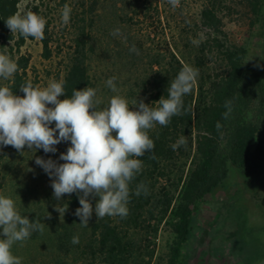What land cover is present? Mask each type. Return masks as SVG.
<instances>
[{
  "label": "trees",
  "instance_id": "obj_1",
  "mask_svg": "<svg viewBox=\"0 0 264 264\" xmlns=\"http://www.w3.org/2000/svg\"><path fill=\"white\" fill-rule=\"evenodd\" d=\"M100 1L90 0L81 5L80 12H71L76 36L59 80L64 82L67 95L86 86L96 90L104 87L97 72L112 68H125L132 75L128 90L133 92L141 86L148 93L149 104L167 95L169 82L185 64L198 70L197 82L191 94L184 97L185 113L173 116L166 127L156 125L150 130L154 152L139 157L144 167L130 186L134 191L136 184L144 181L149 194L131 195L126 218L97 219L93 212L89 225L83 226L74 214L80 207L75 193L63 197L59 206L66 211L61 216L49 201L36 209L25 205L18 211L42 222L44 230L15 244L13 254L22 264H148L152 253L142 246L138 228L145 222L147 228L163 222L172 234L164 264H212L211 257L214 264H245L248 257L262 256L264 226L246 227L238 220L235 229L222 231L219 227L226 221L225 210H219L201 228L191 258L187 261L181 254L192 236L201 202L223 183L229 167L248 177L264 170V77L246 62L247 48L228 38L221 0H201L198 24L193 25L205 32L204 36H194V29L182 27L177 40H165L164 53L149 49L132 32L133 21L149 11L146 1L105 0V5ZM243 1L254 16L251 23L257 22L264 0ZM17 11L18 0H0V43H10V49L19 51L26 40L34 38L11 34L6 27L4 20ZM33 12L38 13L36 6ZM48 27L46 22L44 38L39 40L44 58L51 55ZM115 29L120 30L119 35L112 34ZM132 45L138 54L129 51ZM15 61L18 71L7 86L23 95L19 88L29 81V56L19 54ZM101 97L97 92V98ZM227 99L233 101V111L225 120L222 113ZM217 121L223 125L222 134L215 127ZM180 136L187 144L173 151L171 145ZM152 155L155 159L150 158ZM73 236H78L79 243L71 242ZM244 244L247 258L242 252Z\"/></svg>",
  "mask_w": 264,
  "mask_h": 264
},
{
  "label": "clouds",
  "instance_id": "obj_2",
  "mask_svg": "<svg viewBox=\"0 0 264 264\" xmlns=\"http://www.w3.org/2000/svg\"><path fill=\"white\" fill-rule=\"evenodd\" d=\"M168 3L175 8L179 0ZM71 11L69 5L63 6V24L69 23ZM4 21L11 34L26 39L44 38L46 20L36 12L17 11ZM112 34L119 35L120 30L115 29ZM129 51L138 54L135 45ZM17 71V62L6 50L0 52V79L7 81ZM198 76L197 69L185 64L169 82L167 95L151 104L143 99L129 102L120 94L116 77L106 81L113 93L106 104L97 98V90L89 86L73 89L67 95L63 81L52 80L44 87L25 81L19 88L23 95L0 85V146H11L21 155L25 148L34 153L42 149L45 154H54L57 145L70 142L59 155L62 163L51 157H35V164L51 180L57 205L66 194L75 193L80 207L74 214L81 225H89L93 212L97 219L105 216L124 219L129 214L131 195L149 194L144 181L136 184L134 191L130 186L144 167L139 157L154 152L150 130L156 125L166 127L173 116L185 113L184 97L191 94ZM223 106L226 110L222 118L227 120L233 111V101L227 99ZM215 127L222 134L220 121ZM186 144V138L180 136L171 148L176 151ZM150 158L155 159V155ZM57 205L56 211L64 215L66 208ZM46 216L51 218L49 213ZM43 230L42 222L22 215L11 197L0 194V264H22L21 258L13 254V246ZM71 242L79 243L78 236H73Z\"/></svg>",
  "mask_w": 264,
  "mask_h": 264
},
{
  "label": "rangeland",
  "instance_id": "obj_3",
  "mask_svg": "<svg viewBox=\"0 0 264 264\" xmlns=\"http://www.w3.org/2000/svg\"><path fill=\"white\" fill-rule=\"evenodd\" d=\"M89 1L18 0V11H33V7L36 6L38 14L48 22V31L52 40L50 43L51 55L49 58H44L41 55V44L36 39L26 40L19 51L10 49L9 47L12 46L10 43L6 45L0 43V52L6 50V54L14 60L19 54L28 55L27 76L35 85L44 87L52 80L59 81L64 73L67 57L72 51L76 36L73 18L70 17L67 25L61 21L63 6L69 5L72 13L80 12L81 5L85 6ZM143 1H146L149 11L135 19L131 29L137 37L142 38L145 46L154 52L164 53L166 50L165 40L169 41L171 38L177 40V33L182 27L184 30L194 29L196 32L194 36H204L205 32L198 30L193 25L194 23L198 24L197 16L202 5L201 0H179V4L175 8L168 3V0H151V5L148 0H138L139 3ZM101 2L103 5L106 4L105 0ZM220 9L223 28L228 38L247 48L246 62L254 70L262 73L264 77V3L259 20L253 24L251 20L254 16L243 0H221ZM189 34L191 36L192 32L190 31ZM126 71L125 68H112L97 72L98 76L104 80V87H98L97 90L102 96V101L106 104L109 97L113 95L106 86V81L110 77H116L115 83L120 94L125 96L129 102L143 99L145 103H149L148 93L141 86L134 88L133 92L128 90V84L132 83V75ZM8 81L0 79V85L7 86ZM52 126L54 127V124ZM69 143L61 142L56 146L57 152L54 154H45L42 149L34 153V150L29 151L25 148V152L21 155L11 146H2L0 194L11 197L18 210L25 205L36 209L46 205L48 201L51 206H53L52 204L56 206L58 202L53 197L51 180L43 169L35 164V157L41 156L45 159L51 157L62 163L63 161L58 160L59 155L67 150L66 147L69 146ZM219 210L227 212L226 221L219 227L222 231L235 229L238 220H242L246 227L262 228L264 226V170L258 172L255 177H248L229 167L227 178L220 186L206 195L200 204V210L195 215L192 236L181 249L182 257L185 260L188 261L191 258L201 228ZM146 225L147 222L140 224L138 228L140 234L137 236L142 237V246H147L148 252L152 253L148 264H164L172 241V234L163 222L158 225L154 223L150 228H147ZM147 230L149 233H146ZM262 239L264 240V237ZM242 248L243 255L245 254L247 258L249 253L246 251V245L244 244ZM261 254L262 256L256 254L258 256L248 257L245 264H264V254ZM210 263H215L213 257L210 258Z\"/></svg>",
  "mask_w": 264,
  "mask_h": 264
}]
</instances>
